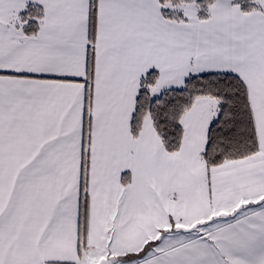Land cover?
Listing matches in <instances>:
<instances>
[{"label": "snow or ice", "instance_id": "obj_1", "mask_svg": "<svg viewBox=\"0 0 264 264\" xmlns=\"http://www.w3.org/2000/svg\"><path fill=\"white\" fill-rule=\"evenodd\" d=\"M0 264H264V0H0Z\"/></svg>", "mask_w": 264, "mask_h": 264}]
</instances>
